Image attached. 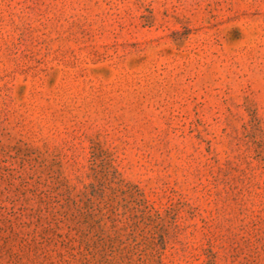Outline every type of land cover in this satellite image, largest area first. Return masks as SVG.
Wrapping results in <instances>:
<instances>
[{
	"label": "rangeland",
	"instance_id": "obj_1",
	"mask_svg": "<svg viewBox=\"0 0 264 264\" xmlns=\"http://www.w3.org/2000/svg\"><path fill=\"white\" fill-rule=\"evenodd\" d=\"M0 264H264V0H0Z\"/></svg>",
	"mask_w": 264,
	"mask_h": 264
}]
</instances>
